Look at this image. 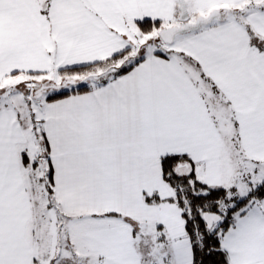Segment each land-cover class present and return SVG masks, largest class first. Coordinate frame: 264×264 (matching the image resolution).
<instances>
[{
  "label": "crops",
  "instance_id": "0c3cea01",
  "mask_svg": "<svg viewBox=\"0 0 264 264\" xmlns=\"http://www.w3.org/2000/svg\"><path fill=\"white\" fill-rule=\"evenodd\" d=\"M248 1L186 0L190 20L213 9L224 10L225 20L145 53L105 85L45 100L39 125L57 216L82 239L86 264H192L163 157H185L211 188L234 175L225 160L233 150L264 162V10L242 20L258 45L230 11ZM177 14V0H0V83L55 77L131 51L137 21L169 27L179 25ZM28 124L24 129L15 108L0 105V264H36L20 159L22 152L29 157L35 128ZM141 227L160 234L151 241L160 246L156 259L134 243ZM221 246L230 264H264V198L242 209Z\"/></svg>",
  "mask_w": 264,
  "mask_h": 264
},
{
  "label": "rangeland",
  "instance_id": "374dc122",
  "mask_svg": "<svg viewBox=\"0 0 264 264\" xmlns=\"http://www.w3.org/2000/svg\"><path fill=\"white\" fill-rule=\"evenodd\" d=\"M244 9L235 10L236 16L241 18L246 24L247 17L251 12L264 10V0H249ZM230 10V11H232ZM240 11V12H239ZM194 18L191 19L193 21ZM157 29L152 34H140L136 36L135 46L130 55L140 54L143 56L147 52H154L157 50H167L169 46L163 45L157 38ZM250 35L253 43L258 45V38L250 29ZM183 36V35H181ZM181 36H177L176 40ZM256 38V39H253ZM261 50H264V45H258ZM81 77L76 76H60L56 75L47 77H37L30 75H19L5 79L0 83V105H6L15 108L17 111L23 128H28V123H33L35 130L29 131V145L28 150L31 161H37L36 167L31 168L25 166L23 175L29 190L33 217L27 231V237L33 251L35 252L36 264H86L88 259L87 254L83 250V241L80 237H72L69 222L60 219L57 215L55 205H49L48 195L45 192L44 184L41 183L40 178L46 177L47 166L41 164L38 156L37 144H34L38 137L41 136V128L39 121L41 120L40 109L45 102L48 95L55 93L53 89H45L39 95H35L36 91L41 87H50L61 85L63 82L77 81ZM65 84V83H64ZM87 86H95V80L91 78L85 83ZM66 89H70V85H65ZM36 124V125H35ZM37 136V138H36ZM229 155V152L226 150ZM232 158L225 159L230 161V167L234 172L223 180V188L230 189L229 192L232 197L236 199H244L249 193L253 192L261 182L264 181V162L249 159L245 154L240 153L239 150L232 151ZM228 174V173H227ZM46 182V179H45ZM155 235L150 230L146 231L145 227L138 228L134 235V243L142 249H146V257L155 258L160 246L151 243ZM77 240V241H76ZM83 250V251H82ZM156 259V258H155ZM154 259V260H155Z\"/></svg>",
  "mask_w": 264,
  "mask_h": 264
},
{
  "label": "trees",
  "instance_id": "16d2710c",
  "mask_svg": "<svg viewBox=\"0 0 264 264\" xmlns=\"http://www.w3.org/2000/svg\"><path fill=\"white\" fill-rule=\"evenodd\" d=\"M231 12L236 13L233 10ZM236 20L250 32L249 27L244 24L241 18L236 16ZM136 25L142 34H152L154 30L163 28L159 22L147 19L137 21ZM253 39L256 38L253 37ZM154 52L159 53L160 50ZM130 53V49H127L103 61L57 71V75L60 76L81 78L77 81H64L58 89H53L55 93L48 95L45 100L51 102L70 95L87 93L93 88L85 84L91 78L95 80L97 87L107 84L110 80L130 71L142 61L140 54L130 55ZM65 85H70L71 88L66 89ZM37 145L40 153L37 158L41 160V164L47 166L46 177H41L40 181L45 185V192L49 200L48 206L55 205L51 189L48 148L42 134L38 137ZM20 159L23 167L29 165L28 167L34 168L37 166V161L32 162L30 157L23 152ZM161 167L164 180L174 191L173 200L181 210L185 232L191 242L192 264H230L221 246L222 235L234 224L235 219L247 204L264 198V181L244 199H236L230 195V193L233 194V191L229 192L230 189L211 188L198 179L190 161L185 157L165 156L161 159ZM146 201L152 203L157 201V198L146 197ZM57 212L59 215V211ZM204 213L216 214L220 220L212 227H208L203 219Z\"/></svg>",
  "mask_w": 264,
  "mask_h": 264
},
{
  "label": "water",
  "instance_id": "95a60500",
  "mask_svg": "<svg viewBox=\"0 0 264 264\" xmlns=\"http://www.w3.org/2000/svg\"><path fill=\"white\" fill-rule=\"evenodd\" d=\"M177 21L179 25L163 27L157 31V37L163 45L169 46L173 44L177 36L186 35L188 33L196 32L203 27L210 25L212 22H222L225 20L223 11L221 9H213L207 15H199L193 21L190 20L186 0H177ZM60 86H41L35 95H39L45 89H58ZM203 219L208 227H212L219 220L220 217L213 213H204Z\"/></svg>",
  "mask_w": 264,
  "mask_h": 264
}]
</instances>
